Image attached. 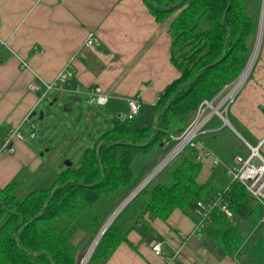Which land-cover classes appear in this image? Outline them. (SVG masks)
Masks as SVG:
<instances>
[{
    "label": "trees",
    "instance_id": "trees-1",
    "mask_svg": "<svg viewBox=\"0 0 264 264\" xmlns=\"http://www.w3.org/2000/svg\"><path fill=\"white\" fill-rule=\"evenodd\" d=\"M144 1L158 22L179 12L169 34L171 61L180 76L151 109L143 111L142 105L131 119L113 117L112 126L83 151L78 168L66 166L55 172L48 186L22 197L17 195L18 181L0 189V264H76L82 246L72 242L75 232H88L90 246L117 205L167 151L165 140L173 145L171 136L186 130L201 103L217 99L246 67L262 0ZM206 133L200 135L201 140ZM194 153L195 149L185 148L162 170L164 181L154 182L155 176L139 191L102 234L88 264H104L142 217L167 220L176 209L190 214L196 200L227 186L225 196L236 220L213 212L204 235L223 255L234 256L240 250L261 223L264 207L255 203L241 183H229L221 166L200 183L203 165ZM145 158L138 176L134 164ZM86 216L88 224L83 222Z\"/></svg>",
    "mask_w": 264,
    "mask_h": 264
},
{
    "label": "crops",
    "instance_id": "crops-1",
    "mask_svg": "<svg viewBox=\"0 0 264 264\" xmlns=\"http://www.w3.org/2000/svg\"><path fill=\"white\" fill-rule=\"evenodd\" d=\"M178 13L158 22L144 0H0V149L14 128L23 135L26 123L35 128L30 117L45 100L46 84L70 62L73 90L55 91L91 98V89L101 87L109 95L104 106L119 116L128 114L131 97L140 100L143 111L151 109L180 76L171 61L169 34ZM262 25L257 59L229 111L237 127L217 117L206 128L204 141L225 163L246 153L245 141L262 142L264 156V15ZM90 33L99 45L80 50ZM25 139L14 141V153L0 154V189L40 167L42 161ZM213 168L207 160L198 181L206 182ZM196 219L193 210L185 214L176 209L167 220L146 215L147 233L137 234L136 223L104 264H242L240 255L255 257L250 247L223 255L204 234L195 233ZM155 242L161 244L162 256L153 252Z\"/></svg>",
    "mask_w": 264,
    "mask_h": 264
},
{
    "label": "rangeland",
    "instance_id": "rangeland-1",
    "mask_svg": "<svg viewBox=\"0 0 264 264\" xmlns=\"http://www.w3.org/2000/svg\"><path fill=\"white\" fill-rule=\"evenodd\" d=\"M260 18L261 15L258 17V26L260 23ZM239 79L240 78H237L234 82L224 87L222 94L216 99L215 104H218L219 101L230 92L234 86V83L236 85ZM245 81L243 83H238H240V86L242 87ZM240 88H236L232 96L228 98L222 107L223 110L227 108V118L229 121L230 119L228 114L230 107L234 103ZM43 99L45 100L38 109L37 114L32 116L30 120V122H33L36 125L35 128L30 126V123L29 125L26 123L25 127L22 128V131L26 137V143L37 152V155L42 163L34 173L26 172L14 180L19 182L17 188V195L19 197H22L25 195V193L33 189L48 186L55 172L64 170L66 168V161L72 162V166L74 168H78L83 151L87 147L93 146L95 143L94 141L99 137V135L112 126L111 120L113 117L119 116L116 113L109 112L108 106L106 107L99 105L96 101L90 103V99L83 93L65 95V93L52 90L48 92ZM55 99L57 100L54 102ZM52 102L53 104L50 105ZM41 111L44 112V118L42 120L39 119V114ZM217 117L219 116H214L213 119ZM33 130L36 131V136L30 137ZM42 131L44 132L43 134H41ZM240 146L244 149L243 144ZM172 149L173 147L168 148L167 151L163 150L164 153L159 158L158 162L144 176L147 177V174H149ZM245 152H247L246 149ZM172 156L173 154H170V158ZM176 157H178V155ZM146 159L147 158L134 164V167L138 172V176H140L139 174L142 171V167ZM169 163L170 161L155 175L157 177L154 182L164 181L166 179V172H162V170ZM155 176L153 178H155ZM119 197H123V195H120ZM122 202H120L117 207ZM91 213L94 214L95 212H90L89 214ZM237 221L238 225L240 226L239 219ZM83 222L88 224L87 216L84 218ZM137 225V229H134L137 234L142 236L144 230H146L147 233V229L145 227L147 226V222L144 221V217L138 220ZM72 242L75 244L80 242L82 248L80 249L79 253L84 252L85 254L90 247L88 243L89 233L84 229L77 230L72 237ZM245 243L239 250V253L241 254L250 247L249 250L255 251V257L249 259L246 256L240 255L239 258L240 261L243 262L242 264H264V224L260 223L256 228V231L250 236L247 243ZM89 261L86 264H88Z\"/></svg>",
    "mask_w": 264,
    "mask_h": 264
},
{
    "label": "built area",
    "instance_id": "built-area-1",
    "mask_svg": "<svg viewBox=\"0 0 264 264\" xmlns=\"http://www.w3.org/2000/svg\"><path fill=\"white\" fill-rule=\"evenodd\" d=\"M98 45L99 41L95 37V34L90 33L88 34L80 50L83 48H95ZM24 66H26L25 63ZM71 67L72 63L70 62L65 66L64 70H62V72L57 75L52 83L46 84V90L42 92V99L47 95L48 92L55 89L68 88L73 90V84L71 80L74 78V75L71 71ZM237 84L235 85L234 83V86L230 92L222 100H220L218 104H215L216 98L213 100H204L186 130L178 136H171V140L175 142L173 145H170V140H165V147H173V149L170 151L171 153L169 152L170 154H173L172 159L187 147L195 149L194 155L196 161L200 162L202 165H205L206 161L209 160L212 167L221 166L229 180V183H241L251 195L255 203L264 207V156L261 152L262 142L252 145L245 141L244 145L247 149V152L234 155L230 163L227 164L218 155H216L203 140L200 139V135L206 133V128L214 116H219L225 124L228 123L227 108L223 110L222 107L236 90ZM31 88L40 89L37 86H31ZM90 96V103L96 101L97 104L102 106L107 104L109 98L108 93H106L101 87H95L91 89ZM127 105L129 111L128 114L122 116L123 120L133 118L140 112L142 108V103L137 97L128 98ZM35 136L36 131L33 130L30 137ZM24 139L25 136L22 134L20 129L14 128L11 130L7 138L4 139V143L0 149V154L14 153L16 150L14 141ZM228 187L229 186H227L223 191H218L212 194L204 200L195 201L193 212L197 216V219L195 220V233L197 235L201 236L204 234L206 227L211 224V215L213 212L224 213L231 222H235V213L231 209L229 201L225 196L226 192L228 191ZM261 223L264 224V216L261 219ZM152 250L157 256L163 255L162 246L160 243H153Z\"/></svg>",
    "mask_w": 264,
    "mask_h": 264
},
{
    "label": "bare ground",
    "instance_id": "bare-ground-1",
    "mask_svg": "<svg viewBox=\"0 0 264 264\" xmlns=\"http://www.w3.org/2000/svg\"><path fill=\"white\" fill-rule=\"evenodd\" d=\"M261 37H262V34H260V37H259V39H258V42H257V44H256V46H254V48H253V54H251V56H250V58H249V60L250 61H248L249 63H248V65H246V67L244 68V71H243V73H242V75H241V77H240V83H243L244 81H245V79L248 77V75H249V73H250V70H251V68H252V66H253V63H254V60H255V58H256V56H257V51H258V46H259V44H260V40H261ZM255 45V44H254ZM240 83H238L237 84V86H236V88L237 87H239L241 84ZM241 87V86H240ZM239 87V88H240ZM230 121L228 120V123H229ZM228 123L227 124H225V125H228ZM170 159V156H169V158H168V160ZM217 168V167H216ZM215 168V169H216ZM214 169V168H213ZM144 185V184H143ZM135 194V192H131L130 194H128V197L127 198H125V200H123V202L117 207V209L108 217V219L106 220V222L104 223V225L102 226V228L99 230V232H98V234H97V236L95 237V239L93 240V242H92V244L90 245V247H89V249H88V252H87V254H86V256L82 259V261H81V263L80 264H86L88 261H89V258H90V256H91V254H92V252H93V250H94V248L96 247V243H97V241L99 240V238L102 236V234L105 232V230L108 228V226L113 222V220L116 218V215L125 207V205L128 203V201L133 197V195ZM135 197V196H134Z\"/></svg>",
    "mask_w": 264,
    "mask_h": 264
},
{
    "label": "water",
    "instance_id": "water-1",
    "mask_svg": "<svg viewBox=\"0 0 264 264\" xmlns=\"http://www.w3.org/2000/svg\"><path fill=\"white\" fill-rule=\"evenodd\" d=\"M263 15H264V0H263V2H262V6H261V18H260V23H259V26H258V31H257V36H256V42H255V45L254 46H256V44H257V42H258V39H259V37H260V34H262V29H263V25H262V23H263ZM254 51V50H253ZM253 54V53H252ZM250 61V60H249ZM249 63V62H248ZM248 63H247V65H248ZM244 71V70H243ZM243 73V72H242ZM242 73L240 74V76L238 77V78H240L241 77V75H242ZM57 99H55L54 100V102L56 101ZM53 104V102L52 103H50V105H52ZM65 110H66V108H65ZM36 113H33L32 114V116H34ZM32 116L30 117V118H32ZM44 118V112L43 111H41L40 112V114H39V119L40 120H42ZM227 124V123H226ZM228 125H230V126H232V124H231V122H229L228 123ZM233 127V126H232ZM48 128V127H47ZM44 132L42 131L41 132V134H43ZM171 153V152H170ZM170 153L169 154H167L164 158H163V160L147 175V177L133 190V192H135V194L133 195V197L128 201V203L134 198V196L136 195V194H138L139 193V191L146 185V184H148L149 182H150V180L172 159V157L168 160V158H169V156H170ZM168 160V161H167ZM66 166L67 167H71L72 166V162H70V161H66ZM144 184V185H143ZM127 203V204H128ZM126 204V205H127ZM125 205V206H126ZM123 210V209H122ZM121 210V211H122ZM120 211V212H121ZM119 212V213H120ZM118 213V214H119ZM117 214V215H118ZM116 215V216H117ZM100 239V238H99ZM99 241V240H98ZM98 241H97V243H98ZM96 243V244H97ZM88 252V251H87ZM87 252H86V254H87ZM86 254H84V252H80L79 253V255H78V258H77V263L76 264H80L81 263V261H82V259L86 256ZM92 255V254H91ZM91 257V256H90Z\"/></svg>",
    "mask_w": 264,
    "mask_h": 264
}]
</instances>
